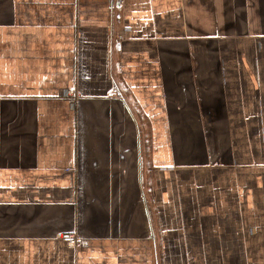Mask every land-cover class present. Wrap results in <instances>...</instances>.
<instances>
[{
  "label": "crops",
  "instance_id": "1",
  "mask_svg": "<svg viewBox=\"0 0 264 264\" xmlns=\"http://www.w3.org/2000/svg\"><path fill=\"white\" fill-rule=\"evenodd\" d=\"M0 264H264V0H0Z\"/></svg>",
  "mask_w": 264,
  "mask_h": 264
},
{
  "label": "built area",
  "instance_id": "2",
  "mask_svg": "<svg viewBox=\"0 0 264 264\" xmlns=\"http://www.w3.org/2000/svg\"><path fill=\"white\" fill-rule=\"evenodd\" d=\"M56 238L63 240L69 247H76L79 244V239L74 234H58Z\"/></svg>",
  "mask_w": 264,
  "mask_h": 264
}]
</instances>
